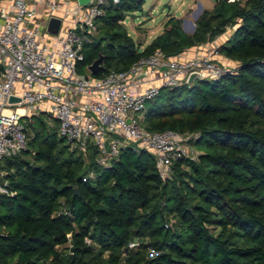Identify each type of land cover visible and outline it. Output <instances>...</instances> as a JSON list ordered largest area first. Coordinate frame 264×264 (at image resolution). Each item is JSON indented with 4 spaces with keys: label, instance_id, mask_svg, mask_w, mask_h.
I'll return each instance as SVG.
<instances>
[{
    "label": "trees",
    "instance_id": "1",
    "mask_svg": "<svg viewBox=\"0 0 264 264\" xmlns=\"http://www.w3.org/2000/svg\"><path fill=\"white\" fill-rule=\"evenodd\" d=\"M143 4L105 6L77 72L99 56L95 77L125 70L155 49L176 55L234 26L217 50L238 61L235 70L162 87L146 103L144 127L193 133L197 160L177 158L162 179L152 153L126 146L101 166L94 147L79 153L56 120L32 114L26 148L3 160L12 194H0V264H264V0H213L192 33L171 16L141 48L121 22Z\"/></svg>",
    "mask_w": 264,
    "mask_h": 264
},
{
    "label": "built area",
    "instance_id": "2",
    "mask_svg": "<svg viewBox=\"0 0 264 264\" xmlns=\"http://www.w3.org/2000/svg\"><path fill=\"white\" fill-rule=\"evenodd\" d=\"M118 2L0 0V194H12L2 162L26 148L24 118L37 113L56 120L58 136L79 153L94 147L101 166L110 165L120 149L130 146L152 153L159 176L166 179L173 161L187 157L184 146L194 134L146 129V103L162 87L187 83L193 73L215 79L229 69L219 66L210 51L165 56L155 49L125 70L99 77L79 74L76 65L84 42L98 34L105 6ZM52 18L59 19L55 33L49 30ZM11 96L19 101L10 102Z\"/></svg>",
    "mask_w": 264,
    "mask_h": 264
},
{
    "label": "rangeland",
    "instance_id": "3",
    "mask_svg": "<svg viewBox=\"0 0 264 264\" xmlns=\"http://www.w3.org/2000/svg\"><path fill=\"white\" fill-rule=\"evenodd\" d=\"M197 1L201 3L200 13L202 12L203 9L211 8L213 4V0H144V4L142 5V10L127 13L124 19L125 22L124 23L121 22V24L124 26L127 34L132 37L133 41L136 44L141 45V48L151 41L153 35H157L158 33H161L163 31L165 21L171 16L180 20V24L184 31H186L187 33H192L191 24L195 25L194 22L198 17L197 14L199 11V5ZM38 9L40 10L41 7H39ZM99 25H100V20L97 21V26ZM233 28L234 26L232 28L231 27L227 28L225 33H223L222 35H220L211 42L200 44V45H205L206 47L204 48L202 47V50H199L198 52L210 51L212 52L215 61L219 66L225 69L235 70L237 68L238 61L229 56L220 54L217 50L219 44L223 43L228 38ZM98 36L100 35L97 34L93 38H97ZM187 49L185 50L187 51ZM195 53L197 52L195 51ZM88 74L89 71L85 69L83 75H88ZM196 79H200V78L197 77L194 80ZM44 115L47 122H50L52 124L53 118L46 114ZM30 116L25 118L24 121L27 122ZM64 144H66V140ZM184 147H185L184 154L187 155V157H189L191 161L195 162L197 160L198 150L193 146H190L189 143H186ZM196 147L199 148L198 146ZM26 159L30 160V156L26 157ZM181 168L183 170L188 169V167L184 164L182 165ZM2 169H3V173L9 171L8 169L5 168ZM170 223L171 222H168V224ZM154 254L155 253L153 250L151 249L148 250V256Z\"/></svg>",
    "mask_w": 264,
    "mask_h": 264
},
{
    "label": "water",
    "instance_id": "4",
    "mask_svg": "<svg viewBox=\"0 0 264 264\" xmlns=\"http://www.w3.org/2000/svg\"><path fill=\"white\" fill-rule=\"evenodd\" d=\"M77 1H78V3H79L80 5H85L86 3H88L89 0H77ZM200 11H201V7H199V11H198L197 16L199 15ZM58 27H59V19L52 18V19L50 20V22H49V30H50L51 32H54V33H55V32L57 31ZM194 27H195V25H194V24H191V32L194 31ZM101 63H102V56H99L97 59H95V60H94V61H93L88 67H87V70H88L89 73H91L92 75H95L98 71H100V70L103 69V66L101 65ZM197 77H198V74H195V73L191 74V75L189 76V78H188L187 83L192 82V81H193L195 78H197ZM9 101H10V102L19 101V98L14 97V96H11V97L9 98ZM74 192H75L76 194H78V190H77L76 188L74 189Z\"/></svg>",
    "mask_w": 264,
    "mask_h": 264
},
{
    "label": "crops",
    "instance_id": "5",
    "mask_svg": "<svg viewBox=\"0 0 264 264\" xmlns=\"http://www.w3.org/2000/svg\"><path fill=\"white\" fill-rule=\"evenodd\" d=\"M197 3H198V5H199V7H201V3L200 2H198L197 1ZM213 5V4H212ZM159 34V33H158ZM157 34V35H158ZM156 35H153V37L152 38H154ZM219 39V38H218ZM208 45V44H207ZM202 47L204 48V47H206L205 45H198V46H194V47H192V48H189V49H187V51L185 50V51H183V52H186V53H188L189 55L190 54H193V53H195V51L196 52H198L199 50H202Z\"/></svg>",
    "mask_w": 264,
    "mask_h": 264
},
{
    "label": "bare ground",
    "instance_id": "6",
    "mask_svg": "<svg viewBox=\"0 0 264 264\" xmlns=\"http://www.w3.org/2000/svg\"><path fill=\"white\" fill-rule=\"evenodd\" d=\"M19 112H23V110L22 109H19Z\"/></svg>",
    "mask_w": 264,
    "mask_h": 264
}]
</instances>
